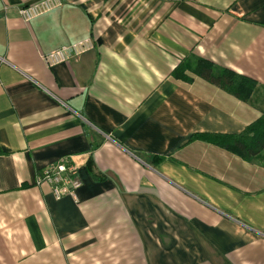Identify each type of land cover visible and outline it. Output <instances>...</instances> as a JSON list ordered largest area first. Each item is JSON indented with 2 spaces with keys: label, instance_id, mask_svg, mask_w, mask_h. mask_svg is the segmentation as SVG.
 Wrapping results in <instances>:
<instances>
[{
  "label": "crops",
  "instance_id": "0c3cea01",
  "mask_svg": "<svg viewBox=\"0 0 264 264\" xmlns=\"http://www.w3.org/2000/svg\"><path fill=\"white\" fill-rule=\"evenodd\" d=\"M0 0V264H264V152L234 135L264 105V0ZM95 47L52 69L42 54ZM191 58L257 81L252 103L173 72ZM70 157L82 181L35 183Z\"/></svg>",
  "mask_w": 264,
  "mask_h": 264
},
{
  "label": "trees",
  "instance_id": "16d2710c",
  "mask_svg": "<svg viewBox=\"0 0 264 264\" xmlns=\"http://www.w3.org/2000/svg\"><path fill=\"white\" fill-rule=\"evenodd\" d=\"M172 74L175 78L185 81V83L191 82L199 76V78L210 82L211 85L225 90L246 103H252V95L257 89V81L254 79L227 68H220L211 61L200 58L183 61ZM262 96L264 97V95ZM192 138L218 145L246 161L254 160L264 152V105L261 108L260 118L249 124L240 134L227 136L199 134Z\"/></svg>",
  "mask_w": 264,
  "mask_h": 264
},
{
  "label": "built area",
  "instance_id": "2783aa9c",
  "mask_svg": "<svg viewBox=\"0 0 264 264\" xmlns=\"http://www.w3.org/2000/svg\"><path fill=\"white\" fill-rule=\"evenodd\" d=\"M62 5V0H42L40 3L22 7L19 12L27 22L44 13L54 11V9ZM94 47L95 44L92 39H83L42 54V61L47 68L52 69L67 61L69 62L72 58L80 57L90 50H94ZM35 183L39 186L43 184L50 185L52 195L56 199H61L65 196L76 198V192L82 186L79 169L71 158L67 156L61 157L56 162L50 163L42 168Z\"/></svg>",
  "mask_w": 264,
  "mask_h": 264
}]
</instances>
